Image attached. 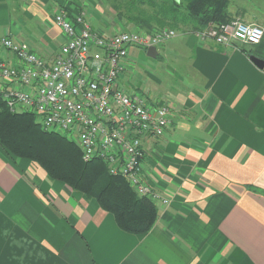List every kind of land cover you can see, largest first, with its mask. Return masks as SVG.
Here are the masks:
<instances>
[{"label":"crops","instance_id":"obj_1","mask_svg":"<svg viewBox=\"0 0 264 264\" xmlns=\"http://www.w3.org/2000/svg\"><path fill=\"white\" fill-rule=\"evenodd\" d=\"M88 3L0 0V42L10 35L52 60L66 41L53 22L59 10L86 12L96 32L121 24ZM228 12L264 28V0H230ZM171 41L187 81L164 97L137 90L168 105L173 120L164 136L143 139L145 176L171 201L157 205L153 229L121 230L96 199L0 146V264H264V69L251 60H264V38Z\"/></svg>","mask_w":264,"mask_h":264},{"label":"built area","instance_id":"obj_2","mask_svg":"<svg viewBox=\"0 0 264 264\" xmlns=\"http://www.w3.org/2000/svg\"><path fill=\"white\" fill-rule=\"evenodd\" d=\"M54 24L66 39L52 60L6 35L0 48V97L13 113L35 115L46 130L74 142L83 160H103L112 175L125 178L139 197L169 206L147 180L143 139L164 136L172 126L170 107L120 82L131 47L149 49L178 35L172 28L152 33L120 27L93 30L86 12L59 10ZM191 33V32H190ZM202 42L260 45L264 28L234 19L194 30Z\"/></svg>","mask_w":264,"mask_h":264},{"label":"trees","instance_id":"obj_3","mask_svg":"<svg viewBox=\"0 0 264 264\" xmlns=\"http://www.w3.org/2000/svg\"><path fill=\"white\" fill-rule=\"evenodd\" d=\"M112 1L118 23L149 33L165 28L192 33L232 20L228 12L230 0ZM0 146L13 159H26L40 166L50 180L61 181L89 199H96L115 217L118 227L129 234H147L157 223L159 209L154 201L139 197L122 176L110 174L103 160L85 162L74 142L46 130L35 115L11 112L1 97Z\"/></svg>","mask_w":264,"mask_h":264},{"label":"rangeland","instance_id":"obj_4","mask_svg":"<svg viewBox=\"0 0 264 264\" xmlns=\"http://www.w3.org/2000/svg\"><path fill=\"white\" fill-rule=\"evenodd\" d=\"M90 1L92 2L88 3L90 9L95 7L99 9V5H101L103 11H105L104 16H101L103 19L114 14L112 8L114 1L89 0V2ZM93 4H95V6ZM102 8L100 10H102ZM119 25L124 29H128L126 26ZM131 30H136V28H131ZM180 35L181 34H179V36ZM178 38L182 37L180 36ZM174 41L165 43L164 46L160 47V54L157 58L149 57L146 49L138 47L130 48L128 56L129 64L125 68L120 79V82L127 91L133 92L140 87V89L148 95L164 97L182 84L180 81L178 83L176 80L177 78L182 77L187 81L186 74H183L182 71L177 68L176 60L172 58V54L175 53V45L171 44H173ZM171 86H174V88L171 89Z\"/></svg>","mask_w":264,"mask_h":264},{"label":"water","instance_id":"obj_5","mask_svg":"<svg viewBox=\"0 0 264 264\" xmlns=\"http://www.w3.org/2000/svg\"><path fill=\"white\" fill-rule=\"evenodd\" d=\"M158 55L157 48L155 46H152L148 49V56L151 58H156ZM251 60L261 69H264V60L256 57V56H251Z\"/></svg>","mask_w":264,"mask_h":264}]
</instances>
